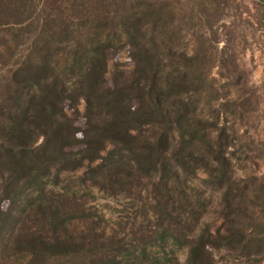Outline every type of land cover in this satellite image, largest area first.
Listing matches in <instances>:
<instances>
[{"label":"trees","instance_id":"trees-1","mask_svg":"<svg viewBox=\"0 0 264 264\" xmlns=\"http://www.w3.org/2000/svg\"><path fill=\"white\" fill-rule=\"evenodd\" d=\"M71 1L0 0V31L15 44L31 39L25 56L11 55L0 86V260L179 264L180 249L183 264H217L212 250L263 252L264 240L242 228L248 209L227 131L198 114L207 81L199 56L154 34L147 11L118 15L101 0L94 10ZM116 45L133 47L134 67L117 66L107 87ZM82 99L84 130L66 108ZM200 173L207 178L197 184ZM206 189L219 196L216 232L203 220ZM95 191L128 200L131 216L100 227L88 200Z\"/></svg>","mask_w":264,"mask_h":264},{"label":"rangeland","instance_id":"rangeland-1","mask_svg":"<svg viewBox=\"0 0 264 264\" xmlns=\"http://www.w3.org/2000/svg\"><path fill=\"white\" fill-rule=\"evenodd\" d=\"M70 4L71 0H63ZM96 7L94 0H86ZM109 11L122 15L126 12L147 11V22L158 35L174 46L176 53L199 56L200 72L207 81L197 96L201 118L226 129L230 147L228 156L233 165V177L243 187V201L247 212L242 216V228L247 235L264 240V0H104ZM94 10V9H93ZM23 37L17 44L7 30L0 31V86L7 76L11 55L25 56L30 40ZM118 48L119 50H115ZM107 52L106 86H113L117 66L125 73L134 67L133 47L126 45ZM139 101H133L137 108ZM85 103L66 104L67 112L80 129L86 128ZM216 133V132H215ZM214 133V134H215ZM81 138L82 135L79 134ZM83 145L68 148L79 152ZM207 178L200 173L199 183ZM209 212L203 218L216 232L223 219L218 216L219 196L206 189ZM90 206L103 216L100 227L116 229L122 219L131 216L128 200L113 199L95 191L89 196ZM9 202L1 204L7 212ZM129 214V215H128ZM160 252V250H159ZM217 264H264V251L245 256L226 249L212 250ZM177 262L183 264L185 254L178 249ZM5 259L0 264H5Z\"/></svg>","mask_w":264,"mask_h":264}]
</instances>
